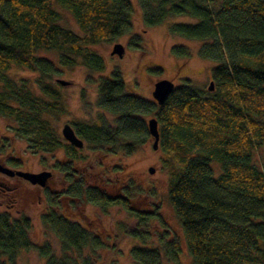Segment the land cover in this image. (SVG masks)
<instances>
[{"label": "trees", "instance_id": "obj_1", "mask_svg": "<svg viewBox=\"0 0 264 264\" xmlns=\"http://www.w3.org/2000/svg\"><path fill=\"white\" fill-rule=\"evenodd\" d=\"M53 0H0V115L16 123V135L34 153L62 148L69 161L54 168L65 176L59 192L45 187L48 210L42 222L60 243L56 254L48 243L35 245L31 222L0 212V264H9L19 251L36 250L44 264H99L82 252L104 245L101 235L61 213V201H86L99 207L122 206L135 224H118V230L139 244L129 255L136 264H179V237L154 212L131 206L141 189L129 180L121 193L100 187L75 170L77 150L65 141L47 116L66 113L60 93L43 82L56 71L38 55L54 51L63 67L82 65L88 73L104 68L103 58L89 46L110 43L127 35L130 48L141 37L132 33L131 0H54L67 10L81 33L57 23ZM145 28L169 17L186 15L194 22L172 23L170 34L201 44L198 55L213 60L212 90L193 86L188 79L174 86L166 100L156 105L130 93L117 68L97 82L96 106L115 116L106 120L72 124L75 134L98 152L130 154L149 135L142 115L152 113L157 122L158 147L165 155L167 199L181 226L192 264H264V157L257 164L255 151L264 146V0H137ZM175 57H190L186 46L174 45ZM13 68L37 73L33 93L30 81L14 79ZM160 72L159 69H152ZM88 82H93L87 76ZM91 84V83H90ZM152 139V138H151ZM110 148V149H108ZM219 167L217 175L211 163ZM16 167L19 162L8 159ZM135 198V197H134ZM163 229L151 246L149 220Z\"/></svg>", "mask_w": 264, "mask_h": 264}, {"label": "rangeland", "instance_id": "obj_2", "mask_svg": "<svg viewBox=\"0 0 264 264\" xmlns=\"http://www.w3.org/2000/svg\"><path fill=\"white\" fill-rule=\"evenodd\" d=\"M220 1L215 0L212 5H218ZM131 2L133 5L132 33L141 37L139 48L129 47L127 35L110 43L98 42L89 46L103 58L104 68L101 71L91 74L80 64L72 68L63 67L59 63L57 53L39 51L38 55L49 59L56 68L55 72L41 79L60 93L66 106V113L47 116L60 135V130L65 123L72 126L74 122L78 121L94 122L103 119L111 125L114 124L115 116L96 106L97 82L101 78H109L114 68L120 71L127 91L155 104L151 94L154 83L160 79H169L174 83V86L180 85L183 79L190 80L191 84L197 88L207 89L210 86V72L216 62L198 55L201 42L188 40L170 34L168 31V27L172 23L194 22L195 19L186 15L173 16L159 25L145 28L142 24L138 1L131 0ZM52 6L59 13L57 20L59 25L76 33H81L67 10L58 6L54 0ZM115 42L124 46L125 51L121 58L110 55L112 45ZM174 45L186 46L190 51V57H175L171 53V47ZM152 69H159L160 72H153ZM10 74L16 80L27 79L30 81L33 93L38 94L40 92L34 83V80L39 77L37 73L13 68ZM87 76H90L93 82H88ZM58 79L66 80L69 84L61 85L57 82ZM152 117H154L152 113L142 115L145 123ZM15 126L16 123L13 120L0 115V163L14 170L29 172L48 170L52 175L48 179L46 187L53 192L65 189L67 186L65 176L57 168H54V165L57 162L69 161V152L59 148L53 152L34 153L28 149L25 139L16 135ZM152 143L153 140L148 137L130 154L119 152L116 155H105L83 140V147L75 148L77 150L76 156L79 159L72 160L71 163L75 170L82 168L85 177L92 183L108 188L109 191L115 193H121L122 186L127 184L129 180L133 181L141 191L134 196L135 198L133 197L131 206L139 211H156L168 230L179 237V264H192L184 243L181 226L167 199L168 174L162 164L165 155L159 147L153 149ZM263 157L264 146L255 151L257 164L263 161ZM9 158L18 161L19 165L10 166L7 163ZM211 166L217 175L218 164L213 162ZM149 168H153V173L149 172ZM0 183L2 184L0 185V212L6 211L13 218L20 216L29 218L32 242L37 246L48 243L54 252L59 254V240L41 220V215L48 210L45 188L31 185L20 177H9L1 173ZM61 213L69 219L82 223L103 238L104 245L102 247L95 250L85 248L82 252L84 255L90 256L99 264H136L130 257L129 250L133 245L139 244V241L127 237L122 230H118V224L130 225L131 227L135 224V219L122 206L109 205L102 208L82 200L75 201L73 205L66 198L61 201ZM163 229L166 228L159 226L157 219L149 220L148 230L151 235L149 240L151 246H158L156 244L157 234L158 232L161 233ZM1 259L3 264H9L5 257ZM14 264H44V259L40 258L34 249L23 250L17 253ZM163 264L171 263L163 260Z\"/></svg>", "mask_w": 264, "mask_h": 264}, {"label": "water", "instance_id": "obj_3", "mask_svg": "<svg viewBox=\"0 0 264 264\" xmlns=\"http://www.w3.org/2000/svg\"><path fill=\"white\" fill-rule=\"evenodd\" d=\"M124 46L119 43L115 42L112 45V49L110 51V55H116L117 57L121 58L124 54ZM61 85H68L69 82L66 80H60L57 81ZM174 83L169 79H160L157 82L154 83V87L152 90V97L155 100L157 105L163 104V102L166 100L169 93L173 90ZM209 89L212 90V83L209 86ZM147 129L149 132V135L151 136L153 143L152 148L156 149L158 147V129H157V122L154 117L147 120ZM62 138L67 141L70 145H72L74 148H82L83 147V140L79 138L73 128L70 126L69 123L63 124L61 130H60ZM153 168H149V172L153 173ZM0 173L4 174L9 177H20L30 183L31 185H37L41 188H44L47 186V181L50 179L52 173L48 170H42L40 172H29V171H22V170H14L11 168H8L0 163Z\"/></svg>", "mask_w": 264, "mask_h": 264}, {"label": "flooded vegetation", "instance_id": "obj_4", "mask_svg": "<svg viewBox=\"0 0 264 264\" xmlns=\"http://www.w3.org/2000/svg\"><path fill=\"white\" fill-rule=\"evenodd\" d=\"M13 177H15V176H13ZM0 185H2L1 183H0ZM5 188V187H4Z\"/></svg>", "mask_w": 264, "mask_h": 264}]
</instances>
